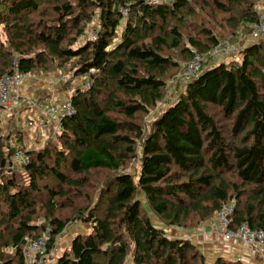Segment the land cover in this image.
<instances>
[{
  "label": "trees",
  "instance_id": "16d2710c",
  "mask_svg": "<svg viewBox=\"0 0 264 264\" xmlns=\"http://www.w3.org/2000/svg\"><path fill=\"white\" fill-rule=\"evenodd\" d=\"M38 2L0 0V79L15 69L35 76L49 61L60 69L73 62L70 71L90 85L70 97L75 115L63 119L61 133L29 153L25 182L1 176L0 264H26L28 242L46 233L49 252L78 220L90 232L78 234L57 264H242L209 261L169 230L197 228L230 204L232 229L247 223L264 230V39L240 49L239 61L211 58L223 36L234 42L253 32L262 0H50L51 11L35 19ZM120 6L129 7L127 19ZM96 10L97 39L80 44ZM184 45L188 61L196 49L211 65L145 130L139 115L163 100L177 67L164 53ZM12 132H0V175L24 138L23 130ZM49 178L59 183L55 189ZM36 202L45 226L33 221ZM67 207L75 214L63 220L57 212Z\"/></svg>",
  "mask_w": 264,
  "mask_h": 264
},
{
  "label": "built area",
  "instance_id": "2783aa9c",
  "mask_svg": "<svg viewBox=\"0 0 264 264\" xmlns=\"http://www.w3.org/2000/svg\"><path fill=\"white\" fill-rule=\"evenodd\" d=\"M148 6L164 5L170 0H144ZM120 14L124 19L129 16V7L120 6ZM97 39L96 34L92 37ZM264 39V14L260 15V22L254 26L251 33V42H259ZM235 45L229 46L225 43H219L211 53L212 60H224L237 51H240ZM204 55L200 54L196 49H192V58L186 64L182 78L184 83L191 82L201 72L203 68ZM30 74L22 73L18 69L9 76L0 79V121L8 119L13 114H25L29 109L32 111L33 117L27 118V125L30 126L31 133L30 142L22 145H14L15 151L12 155V162H19L24 166L30 161L29 153L36 151L52 138L61 133L62 121L66 117L75 115V107L70 100H61L58 102L40 103L39 100H33L29 94V88L26 82L29 80ZM88 82L87 87H89ZM32 107V108H31ZM46 112L50 113L48 116ZM33 129V130H32ZM13 143V142H12ZM235 212V205H225L217 215L222 238L228 242H235L249 248L250 253L255 257H264V230L253 229L247 223L232 229L231 216ZM49 237L30 240L25 252V260L27 264H47Z\"/></svg>",
  "mask_w": 264,
  "mask_h": 264
},
{
  "label": "rangeland",
  "instance_id": "374dc122",
  "mask_svg": "<svg viewBox=\"0 0 264 264\" xmlns=\"http://www.w3.org/2000/svg\"><path fill=\"white\" fill-rule=\"evenodd\" d=\"M63 1H67V0H61ZM71 2H75L76 0H69ZM173 1V0H170ZM40 3V8L39 11L34 14L32 17H34L35 19L37 18V15H39V13L43 12V11H51V7H52V2H50V0H39ZM93 14V20L91 22H89L87 24V27H85V30L83 32V35L80 36L78 38V42L80 44H83L85 42L88 41V39L92 38L93 35L97 34L96 31H98L99 29V20H100V12L98 10L92 12L89 11ZM258 12H260V15L264 14V0H262V3L260 4V6L258 7ZM123 24V23H122ZM124 25V24H123ZM122 25V26H123ZM73 24H71L70 28V34H71V39L72 37H74V35L77 34L76 30L72 27ZM122 26L119 29V32L122 29ZM78 29V28H76ZM2 29H0V36L3 40H5L6 36L3 35L2 33ZM219 32H221L220 30H218ZM223 33V31L221 32V34ZM73 35V36H72ZM78 35V34H77ZM142 35H145V32L142 31ZM222 39H227V41L222 42L225 44H228L229 46L235 45L238 48H244L247 47L248 44H251V33L237 39L236 41H229V36L225 35L222 37ZM120 40V37H119ZM146 43H148L146 41ZM187 46L184 45L182 46V48L178 49V50H172V49H168L165 51V55L166 56H170L174 59L175 63H177V67H173L170 69L169 72V76L166 78V87L163 89V95L164 98L161 102H159L154 109H152L150 111L149 114H140L139 115V123L140 125L147 130L148 127L155 121V119H157L163 112L165 109H167L170 104L172 102H174L176 100V98L179 96V93L182 92L185 88V83H184V79L182 78V72L186 66V64L189 62V54L185 52V48ZM239 51L235 52L233 54V56H229L227 57L225 60H229V59H235V60H240L242 58V55L238 54ZM211 60V59H210ZM210 60H208L205 56H204V63H203V67H208L209 65H211ZM188 61V62H187ZM212 61V60H211ZM214 61V60H213ZM217 61V59H216ZM73 62H71V64H67L65 68L60 69V67L58 66L59 62H50L46 65V69H41L38 70L36 72V75H30V78L28 81H30V83L32 82L33 87L38 88L39 85H37V83L42 85H45L47 88L56 87V90L54 91L56 93V98H54L53 102H58L61 100H70V97L79 89L81 90H85L87 88V84H88V80L86 76H76L74 72H71V68L73 67ZM27 81V82H28ZM26 82V84L28 85V83ZM67 82V83H66ZM29 88V86H28ZM35 88L31 89L34 90ZM30 90V89H29ZM30 97V96H29ZM42 106H44V101H42ZM45 107V106H44ZM17 114V115H16ZM13 114V116H11L8 119H4L0 121V129H1V133L2 135L6 138L7 136H9L10 133H13L12 131H14V134H16V131L19 130H23L24 133L27 134L26 129L24 128V124L28 121L27 118L33 117L34 115H32V111H30V109L23 115V117L21 116V114L16 113ZM50 113L46 112V115L48 116ZM25 117V118H24ZM218 120H219V116H217ZM221 126L224 127V130L226 131L228 128V124L225 122H222ZM33 133H35V131L33 130ZM25 136V135H24ZM226 136V133H225ZM29 137V136H28ZM27 137V139H28ZM24 139V138H23ZM23 143V141H22ZM28 143V142H27ZM138 152V156L140 154V151L137 150ZM25 166L23 164H20L19 162H12L9 171H6L0 175V181H6L4 179L1 178V176H5L6 178L11 176L12 174H15L17 176V180H21L22 183L25 182V180H23V177L21 176V174L24 171ZM139 169V161L136 159L135 161H132V163L128 166L127 171L131 172L132 174H135L138 172ZM98 177L101 176L100 174H97ZM95 176V177H97ZM94 177V179H95ZM48 184L49 186H53L54 189L59 185V183L55 180V179H51L49 178L48 180ZM40 202H36V206L40 208ZM76 204V206H82L83 204V200L82 198H77V200L74 202ZM4 205L1 206V208ZM74 208V207H73ZM72 207H67L62 209L61 211L57 212V215L60 216L61 219L65 220V219H72L74 214H75V210ZM37 214L34 217V222H36L37 225H46V221L44 220V217L46 215V211L43 210V208L37 209ZM216 216L213 218L216 220ZM212 220V219H211ZM210 221V220H209ZM192 223V222H191ZM193 225H196L197 223L193 222ZM203 225V224H202ZM202 225H200L197 228H190V230H198L201 229ZM67 229L62 232L61 235L57 236L55 238L54 241V245L53 247L50 249V251L48 252L47 255V264H57L60 260L61 257H63V255L71 248V244L73 243L72 240L78 235V234H87L90 232V228L92 226H90V224H87L83 221H72L71 223H69L67 226ZM183 230V229H180ZM187 230V231H190ZM170 232H174L175 229H171L169 230ZM49 237V235L46 233L45 235H43L42 238H46ZM30 240L29 238H27V241ZM223 242L225 244H228L226 240L223 239ZM230 245V244H229ZM27 250V248H26ZM25 250V252H26ZM12 249H6V253L8 255H11L12 253ZM14 253V252H13ZM12 253V254H13ZM10 264V263H9ZM14 264V263H11ZM16 264V262H15ZM27 264V263H26ZM102 264V263H101Z\"/></svg>",
  "mask_w": 264,
  "mask_h": 264
},
{
  "label": "crops",
  "instance_id": "0c3cea01",
  "mask_svg": "<svg viewBox=\"0 0 264 264\" xmlns=\"http://www.w3.org/2000/svg\"><path fill=\"white\" fill-rule=\"evenodd\" d=\"M27 83L30 89V97L33 100H40V103H42V101L47 103L53 102L54 98H56V93L54 92L56 90L55 86L47 88L45 85H42L43 83H37L39 87L35 88L37 86L33 87L34 84H32V82L30 83V81H28ZM31 87L32 89H35L32 90ZM23 115L24 114L21 113L22 117ZM24 128L26 129L27 134L24 133L25 136L22 144H27V142H30V135L33 132L31 131L30 126L27 125L26 127V123L24 124ZM171 234L192 240L203 251V253L206 254L209 261L218 257H225L231 260H240L242 264H264V257H254L252 253H250L249 248L235 242H227L228 244H225L223 242L224 238H222L218 222L215 219L206 221L201 229L190 231L175 230L174 232H171Z\"/></svg>",
  "mask_w": 264,
  "mask_h": 264
}]
</instances>
